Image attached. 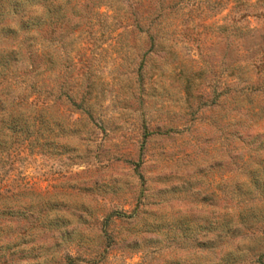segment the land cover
I'll return each mask as SVG.
<instances>
[{
    "label": "rangeland",
    "instance_id": "374dc122",
    "mask_svg": "<svg viewBox=\"0 0 264 264\" xmlns=\"http://www.w3.org/2000/svg\"><path fill=\"white\" fill-rule=\"evenodd\" d=\"M157 1L0 0V264H264V0Z\"/></svg>",
    "mask_w": 264,
    "mask_h": 264
},
{
    "label": "trees",
    "instance_id": "16d2710c",
    "mask_svg": "<svg viewBox=\"0 0 264 264\" xmlns=\"http://www.w3.org/2000/svg\"><path fill=\"white\" fill-rule=\"evenodd\" d=\"M23 1H27V3H35V4H37L38 3V0H11V2H10V5L13 7V9L14 10H17V8H18V6L19 5H21L22 3H23ZM29 1V2H28ZM168 1H170V0H168ZM185 1H187V2H194V3H198V4H201L202 3V0H173V4L174 5H176L177 3H184ZM206 1V0H205ZM212 1V0H211ZM249 1H251V0H235V4L237 5L236 7H240V5H242V3L244 2V3H247V2H249ZM260 1V0H259ZM167 2V0H158L157 1V5H159V8H158V10H161V11H163L164 10V4ZM245 8H248V5H245ZM237 10H239L238 8H237ZM245 11H241L240 13H242V12H247V9H244ZM160 15H158V17H159ZM244 18H246V16H244ZM148 38H149V40L150 41H152V43H153V45H154V41H155V38H154V34H151V33H149L148 34Z\"/></svg>",
    "mask_w": 264,
    "mask_h": 264
}]
</instances>
